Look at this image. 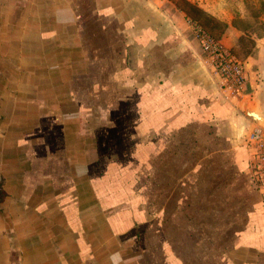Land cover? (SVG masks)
Returning a JSON list of instances; mask_svg holds the SVG:
<instances>
[{"label":"crops","instance_id":"crops-1","mask_svg":"<svg viewBox=\"0 0 264 264\" xmlns=\"http://www.w3.org/2000/svg\"><path fill=\"white\" fill-rule=\"evenodd\" d=\"M188 1L250 37L236 103L175 0H0V264H264V32Z\"/></svg>","mask_w":264,"mask_h":264},{"label":"built area","instance_id":"built-area-1","mask_svg":"<svg viewBox=\"0 0 264 264\" xmlns=\"http://www.w3.org/2000/svg\"><path fill=\"white\" fill-rule=\"evenodd\" d=\"M192 27L206 54L211 70L217 77L222 98L229 103H236L243 99L248 94V77L244 62L222 46L219 41L207 35L200 27L195 24H192ZM243 145L249 157V174L264 204V127L257 125L244 137Z\"/></svg>","mask_w":264,"mask_h":264},{"label":"trees","instance_id":"trees-1","mask_svg":"<svg viewBox=\"0 0 264 264\" xmlns=\"http://www.w3.org/2000/svg\"><path fill=\"white\" fill-rule=\"evenodd\" d=\"M177 6L181 8L187 15V17L199 26L207 35L213 38L216 41H219L222 35L224 34L227 23L212 16L211 14L207 13L205 10L189 2L188 0H175ZM259 15H253V19L245 21L243 19H237L233 21V25L235 27H251L256 26L261 27V32H264V22L258 18ZM256 24V25H255ZM259 31V33H261ZM245 36H241L239 38V43L242 44V47H234L230 51L235 54L239 59H242L243 55H246L248 50L250 49L249 44L251 43L250 37L247 43H244Z\"/></svg>","mask_w":264,"mask_h":264},{"label":"rangeland","instance_id":"rangeland-1","mask_svg":"<svg viewBox=\"0 0 264 264\" xmlns=\"http://www.w3.org/2000/svg\"><path fill=\"white\" fill-rule=\"evenodd\" d=\"M204 1H209V2H214L216 1L218 5V8L225 10V6H226V3L229 2V0H204ZM235 2L238 1V3L241 1V0H234ZM206 3V2H205ZM241 3V2H240ZM244 6L246 7V9L248 10L249 14L251 15H260L262 17H264V0H244ZM240 4V6H242V4ZM234 7L236 8V3H234ZM239 5V4H238ZM236 11V9H235ZM256 25V24H255ZM254 28L258 29L257 31H261V27H258V25L254 26ZM249 40L248 37H245L244 38V43H247ZM239 48L242 47V44L241 43H238V46Z\"/></svg>","mask_w":264,"mask_h":264},{"label":"water","instance_id":"water-1","mask_svg":"<svg viewBox=\"0 0 264 264\" xmlns=\"http://www.w3.org/2000/svg\"><path fill=\"white\" fill-rule=\"evenodd\" d=\"M248 115L258 123V125H261L264 127V120L262 119V117L260 116L258 111H255L253 109H249L248 110Z\"/></svg>","mask_w":264,"mask_h":264}]
</instances>
